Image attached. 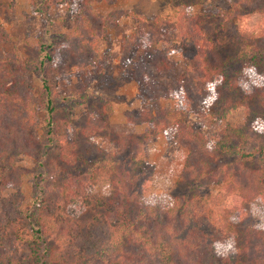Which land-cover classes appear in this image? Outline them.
Masks as SVG:
<instances>
[{
  "label": "trees",
  "instance_id": "16d2710c",
  "mask_svg": "<svg viewBox=\"0 0 264 264\" xmlns=\"http://www.w3.org/2000/svg\"><path fill=\"white\" fill-rule=\"evenodd\" d=\"M113 1L36 0L37 12L66 7L69 31L47 24L36 46L0 58V264H264V230L249 228L243 246L219 247L252 208L264 213V0H228L220 24L182 5L154 21L142 17L124 42L128 53H144L133 80L154 97L155 72L173 71L174 54L192 63L165 94L171 108L129 120L169 131L187 151L180 181L220 187L172 206L153 198L154 173L144 155L150 136L116 134L111 103L86 91L65 97L60 89L79 64L92 69L95 87L109 82L103 49L116 17L94 4ZM10 41L0 33V44ZM31 74L40 79L38 100ZM78 104L87 121L80 143L73 140ZM240 111L245 121L223 124L216 135L189 120L224 122ZM23 157L33 161L31 170L21 166ZM27 175L30 203L22 195ZM103 185L107 195L96 191ZM217 223L224 240L211 229Z\"/></svg>",
  "mask_w": 264,
  "mask_h": 264
},
{
  "label": "rangeland",
  "instance_id": "374dc122",
  "mask_svg": "<svg viewBox=\"0 0 264 264\" xmlns=\"http://www.w3.org/2000/svg\"><path fill=\"white\" fill-rule=\"evenodd\" d=\"M35 2L36 0H0V33L11 37L9 43L0 44V58H3L7 52L24 51L27 43L36 46L47 24H52L57 33L69 31V27L63 23L66 7L56 6L45 10L43 6V10L37 12L33 6ZM182 5L191 6L196 15L216 24L225 20L229 9L228 0H114L113 3H95L94 9L103 16L112 14L116 17L103 49L104 72L109 82L95 87L96 81L92 69L80 64L60 80V89L65 97H73L80 91H86L104 102L111 103L114 113L110 116V126L116 134L137 135L143 138L150 136V140L145 144L144 155L149 169L154 173L153 198L170 206L178 200L189 199L195 194H216L220 187L208 182L199 188L196 184L180 181L187 151L171 138L169 131L158 134L147 126L132 125L129 120L141 117L144 111L157 113L171 108L173 104L165 98V94L178 88L181 77L189 70L192 63L181 55L174 54L176 67L173 71L164 74L155 72L159 96L154 97L146 91L144 85L133 80V72L144 57V53L139 48L128 53L124 42L131 35L137 34L142 17L154 21L160 16L173 14ZM27 80L35 99L38 100L41 88L39 76L31 74ZM85 113L86 107L78 104L74 112L73 140L79 143L87 122ZM245 118V113L240 111L234 112L224 122H217L211 117L205 120L196 115H192L189 120L204 131L216 135L223 124L235 126L242 124ZM94 139V142L102 145L109 152L113 151L105 138L96 136ZM20 164L27 170H31L34 166L32 160L24 157L20 159ZM21 183L22 195L26 203L29 200L31 186L28 175L22 177ZM96 191L100 195H107L109 188L103 185ZM7 193L13 194V197L16 196L19 200L22 199L11 188ZM249 228L264 230V213L252 208L250 218L237 226L236 233L231 235L232 240L220 242L219 247L229 249L233 246H243ZM211 229L220 240L227 238L219 229V223L213 225ZM213 264H222V262L216 260Z\"/></svg>",
  "mask_w": 264,
  "mask_h": 264
}]
</instances>
